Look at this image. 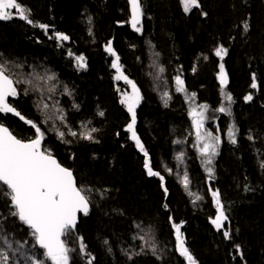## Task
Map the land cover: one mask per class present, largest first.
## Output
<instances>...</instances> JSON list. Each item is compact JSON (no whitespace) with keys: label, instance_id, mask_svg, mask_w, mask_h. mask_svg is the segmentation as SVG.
<instances>
[{"label":"trees","instance_id":"obj_1","mask_svg":"<svg viewBox=\"0 0 264 264\" xmlns=\"http://www.w3.org/2000/svg\"><path fill=\"white\" fill-rule=\"evenodd\" d=\"M18 2L30 10L37 26L19 18L0 20V64L17 88L16 98L8 102L25 120L0 113V124L23 140L34 138L35 132L26 120L40 126L43 148L71 168L85 189L91 210L68 237L69 247L71 236L82 238L95 257L93 264H187L175 250V223L197 264H264L262 0H199L200 7L189 13L180 0H140V32L129 25V0ZM39 24L49 26L47 33ZM56 32L69 39H50ZM109 44L139 89L135 130L151 167L164 176L163 187L158 176L147 175L146 158L126 130L131 116L118 92L132 89L114 79L115 57L105 50ZM220 46L227 49L222 60L215 55ZM80 55L84 69L77 66ZM221 63L228 79L224 92L232 95L230 115L218 111L228 106L218 80ZM178 75L185 92L176 91ZM253 76L257 88L251 87ZM165 92L171 97L167 106ZM248 95L252 100H245ZM200 105L207 106L204 130L221 137L211 180L189 114L193 107L200 111ZM232 126L238 130L235 144L227 136ZM91 128L97 129L94 139H82L81 133ZM180 152L182 161L176 159ZM185 171L187 190L180 182ZM210 189L220 192L229 240L211 224L216 206ZM197 195L202 199L196 201ZM10 211L0 194V215L34 240L31 229Z\"/></svg>","mask_w":264,"mask_h":264},{"label":"snow or ice","instance_id":"obj_2","mask_svg":"<svg viewBox=\"0 0 264 264\" xmlns=\"http://www.w3.org/2000/svg\"><path fill=\"white\" fill-rule=\"evenodd\" d=\"M183 11L189 13L193 8H199V0H180ZM131 5L130 23L136 32L141 31V18L143 16L142 5L140 0H129ZM204 15H207L204 13ZM19 18L30 25H35V22L30 18V10L23 7L18 0H0V20H10ZM39 28L47 33L48 25L39 24ZM243 30H249L247 21L243 23ZM50 39L57 41H66L69 39L67 35L56 32ZM115 59L112 62V68L115 69L116 81L123 80L131 86L132 91L124 92L121 95L120 103L125 105L127 112L131 116L130 123L127 124V132L131 133V139L135 141V146L145 156L144 167L147 170L148 176H158L162 182L164 176L158 171H154L148 159V152L145 150L137 132L135 130L137 117L136 108L142 99L139 89L136 84L128 79L124 74L119 63V56L109 44L105 49ZM73 55L71 51L68 53ZM227 54V49L223 46L217 47L215 55L222 60ZM78 68H86L85 57L80 55L75 57ZM219 83L221 91L228 83L227 74L224 65H219ZM159 71L162 73L163 68ZM54 76H49L48 79H54ZM27 83H31L27 81ZM176 91L185 92L184 81L178 75L175 77ZM252 88H257L255 76H253ZM119 91V89H117ZM27 91V90H26ZM67 91V89H66ZM17 95V88L14 86V81L7 74L4 65L0 64V113H12L18 116L21 120L25 117L17 111L9 102V97ZM171 97L165 92L162 96L165 106L168 99ZM193 93L189 99H194ZM224 98L228 102V106H221L218 111L221 113L231 114L232 95L224 92ZM245 100H252V96L248 95ZM47 108V104L44 105ZM200 111L193 107L190 111L192 117V126L195 129L196 147L202 159V164L208 174L209 180L214 178V169L212 167L214 158L218 155V148L221 143L220 135H213L212 132L204 130V113L207 110L206 105L199 106ZM100 116L104 113L100 112ZM63 119V117H61ZM35 130L34 138L23 140L17 138L8 127L0 124V194L5 196L9 201L11 209L10 215L17 217L19 221L27 225L31 229V235L34 237L35 245L40 251L39 255L33 253L27 257L29 264H70L71 253L75 251L68 245V237L73 233L77 223V213L82 212L87 215L89 211V198L84 188L79 187L74 177L73 171L63 166L52 153L43 148L45 132L31 120H26ZM97 129L81 133L82 139L93 140L92 135ZM235 126L227 129V136L231 143L235 144L236 132ZM72 136H76L75 131L71 132ZM59 138L63 139L64 132L58 133ZM252 139V137H249ZM184 153L180 152L176 157L182 161ZM264 168V164H261ZM169 173L172 169H168ZM187 190L190 184L189 175L185 171L180 181ZM211 196L216 206L215 218L211 219V224L217 231H222V235L226 240L231 239V230L225 228V223L229 217L225 213L224 205L221 202L219 190H211ZM167 194V188H164ZM191 194V193H190ZM202 197L197 195L195 200H201ZM195 202V201H194ZM167 207V205H165ZM175 230V250L181 257H184L187 264H197L188 247L185 244V237L181 232V225L173 223ZM140 239H144L143 236ZM10 247V245H9ZM239 251V245L235 246ZM79 252L83 255H89L87 264H93L95 257H91L86 252V246L80 238ZM9 255L7 252L0 251V264H8Z\"/></svg>","mask_w":264,"mask_h":264},{"label":"rangeland","instance_id":"obj_3","mask_svg":"<svg viewBox=\"0 0 264 264\" xmlns=\"http://www.w3.org/2000/svg\"><path fill=\"white\" fill-rule=\"evenodd\" d=\"M6 220L10 222L9 219H5L4 216L0 215V251L8 253V264H29L27 257L31 256L33 253L39 255V248L37 249L34 247L35 241L26 237L23 234L22 229L12 226L10 228H6ZM75 237L76 236L70 237V244L73 241L79 246L80 241L76 240Z\"/></svg>","mask_w":264,"mask_h":264},{"label":"bare ground","instance_id":"obj_4","mask_svg":"<svg viewBox=\"0 0 264 264\" xmlns=\"http://www.w3.org/2000/svg\"><path fill=\"white\" fill-rule=\"evenodd\" d=\"M262 2H264L263 0H262ZM130 25V27L132 28V26H131V23L129 24ZM143 35V33H141L140 34V36H142ZM226 72V71H225ZM218 76H219V74H218ZM218 80H219V78H218ZM15 86V85H14ZM124 92H129L127 89H125V90H120L118 93H119V102H120V100H121V95H122V93H124ZM13 99V98H16V96L15 97H10L9 99H8V101L10 100V99ZM121 104V103H120ZM126 110H127V108H126V106L125 105H123V104H121ZM138 107V106H137ZM8 114H10V113H8ZM191 123H192V120H191ZM192 132H193V137L194 138H196L195 137V129L193 128V126H192ZM131 139V138H130ZM133 143H135V141H133ZM56 158V157H55ZM57 159V158H56ZM58 160V159H57ZM68 168V167H67ZM69 169H71V168H69ZM74 174V173H73ZM74 177H75V175H74ZM76 178V177H75ZM76 182H77V180H76ZM78 185V184H77ZM89 206H90V204H89ZM91 210V209H90ZM89 213H90V211H89ZM88 213V214H89ZM87 214V215H88ZM86 215V216H87ZM10 216H12V215H10ZM82 217H85V216H81L80 218H82ZM4 218L5 219H9L8 217H5L4 216ZM80 218H79V222H80ZM6 228H10L12 225H11V223L8 221V220H6ZM23 223V222H22ZM226 223H228V222H226ZM78 225H79V223H78ZM78 227V226H77ZM77 227L74 229V231L77 229ZM215 228V227H214ZM76 238V240H79L80 241V239L78 238V237H75ZM72 244V245H71ZM71 244H70V248H72V249H75V251H73V255L71 256V262H70V264H87V261H88V259H87V255H83V254H81L80 252H79V246H78V244H76L75 242H71ZM86 252H87V254H88V250H87V248H86Z\"/></svg>","mask_w":264,"mask_h":264},{"label":"water","instance_id":"obj_5","mask_svg":"<svg viewBox=\"0 0 264 264\" xmlns=\"http://www.w3.org/2000/svg\"><path fill=\"white\" fill-rule=\"evenodd\" d=\"M264 1V0H263ZM263 4H264V2H263ZM10 98V97H9ZM8 98V99H9ZM10 115L13 117V118H17V119H20L18 116H16V115H14V114H12V113H10ZM89 211H90V206H89ZM89 211H88V213H89ZM81 216H86L85 214H83L82 212H80V213H77V223H76V226H75V228L78 226V223H79V218L81 217ZM28 227V226H27ZM29 228V227H28ZM30 229V228H29Z\"/></svg>","mask_w":264,"mask_h":264}]
</instances>
